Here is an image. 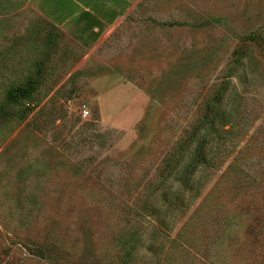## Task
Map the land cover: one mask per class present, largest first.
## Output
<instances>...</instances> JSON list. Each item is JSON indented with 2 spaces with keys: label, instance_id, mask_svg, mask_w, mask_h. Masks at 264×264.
<instances>
[{
  "label": "rangeland",
  "instance_id": "obj_1",
  "mask_svg": "<svg viewBox=\"0 0 264 264\" xmlns=\"http://www.w3.org/2000/svg\"><path fill=\"white\" fill-rule=\"evenodd\" d=\"M29 1L0 0V264H264V0H130L94 50Z\"/></svg>",
  "mask_w": 264,
  "mask_h": 264
},
{
  "label": "crops",
  "instance_id": "obj_2",
  "mask_svg": "<svg viewBox=\"0 0 264 264\" xmlns=\"http://www.w3.org/2000/svg\"><path fill=\"white\" fill-rule=\"evenodd\" d=\"M29 3L87 50H94L113 35L130 9V0H30Z\"/></svg>",
  "mask_w": 264,
  "mask_h": 264
},
{
  "label": "trees",
  "instance_id": "obj_3",
  "mask_svg": "<svg viewBox=\"0 0 264 264\" xmlns=\"http://www.w3.org/2000/svg\"><path fill=\"white\" fill-rule=\"evenodd\" d=\"M31 85L33 86L34 83L31 82ZM217 99H218V101L220 100L219 98H217ZM27 101L25 100V102H27ZM8 103L6 102V103H3L1 105V107H0V118L5 119V120L6 119L9 120V118L10 119L14 118L17 115H22V117H23V115L25 114L26 109H27L25 107V103L19 102L18 100H15V99H10V101ZM11 104L13 105L12 107H11ZM14 106H17L16 110L14 109ZM217 112L218 111L215 110V107L209 106L207 115L202 119L203 121H201L199 123V125L195 126V129L192 131L190 136H192V137L195 136L196 137L199 134V132L201 130V127L204 126L206 128L205 125L208 122L212 124L210 126V129H211L212 126H215L216 123H214L215 122L214 118H216V115H218ZM204 147H205L204 146V142L202 140L195 147L191 163H190V165L188 167V173H189V175L191 174V176L193 175L194 171L196 170L197 166L200 164L202 159H204Z\"/></svg>",
  "mask_w": 264,
  "mask_h": 264
},
{
  "label": "built area",
  "instance_id": "obj_4",
  "mask_svg": "<svg viewBox=\"0 0 264 264\" xmlns=\"http://www.w3.org/2000/svg\"><path fill=\"white\" fill-rule=\"evenodd\" d=\"M89 110H88V108L85 106L84 108H83V114H84V116L85 115H88L89 114Z\"/></svg>",
  "mask_w": 264,
  "mask_h": 264
}]
</instances>
